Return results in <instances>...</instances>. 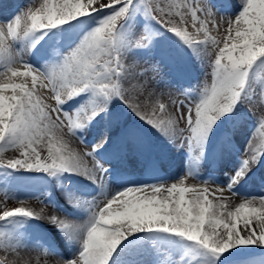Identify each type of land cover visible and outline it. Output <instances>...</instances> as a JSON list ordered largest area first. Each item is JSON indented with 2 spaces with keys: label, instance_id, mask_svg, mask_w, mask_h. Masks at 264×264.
Returning <instances> with one entry per match:
<instances>
[{
  "label": "snow or ice",
  "instance_id": "1",
  "mask_svg": "<svg viewBox=\"0 0 264 264\" xmlns=\"http://www.w3.org/2000/svg\"><path fill=\"white\" fill-rule=\"evenodd\" d=\"M143 3L148 15L188 47L201 49L205 61L210 60V84L204 82L200 99L188 106L186 118L183 113L179 115L185 126L178 127V120L167 115L166 105L150 90L149 79L143 72L138 74L134 66L126 65L119 50L117 33L133 0H44L39 8H29L13 21L0 25V78H3L0 81V153L5 150L20 153V158L0 162V168L44 172L51 176L75 173L94 183H102L105 170L94 154L108 142V137L104 136L83 154L74 151L70 142L75 138L83 143L77 133L101 113H106L113 98H119L140 120L191 150L206 144L216 124L244 99L246 89L251 99L253 74L255 80L264 83V0H242V11L234 19L225 21L227 34L222 40L209 32L208 23L216 25L208 0H193L191 4L183 0L181 5H169L167 13L152 0H143ZM173 7L183 11L173 14ZM104 9L114 11L102 19L60 65L47 72L25 63L23 56L13 48L17 41ZM186 14L190 15L194 33L181 27L188 23ZM201 34L203 39L199 38ZM8 37L11 42H7ZM142 42L143 37L137 46ZM17 65H22L24 70H18ZM17 79L20 82H16ZM38 87L52 93L55 106L42 102L37 95ZM145 92L148 96L142 100ZM89 94L90 98L75 112L63 110L68 101ZM261 99L264 100V89ZM182 107L184 104L180 102L178 110ZM258 125L264 132V116L258 117ZM41 145L46 146V157L41 155ZM261 155H264V136L259 146L250 139L241 168L227 187H216L220 195L213 199H209L208 183L201 182L205 185L202 188L187 186L185 180L193 179L188 174L171 184L130 187L88 205L89 216L84 222L51 216L50 223L80 246L79 254L72 260L54 258L55 264H110L121 243L137 233L170 234L188 242L192 253L212 257L238 246L264 247V197L242 199L234 210H229L223 202L227 199L223 195L225 191L236 196L232 188L255 167ZM86 158L91 160V166ZM257 199L259 207L253 206ZM18 217L43 218L24 208H16L0 214V221L15 223ZM254 220L258 231L252 226ZM0 248L14 249L15 244L0 235Z\"/></svg>",
  "mask_w": 264,
  "mask_h": 264
},
{
  "label": "bare ground",
  "instance_id": "2",
  "mask_svg": "<svg viewBox=\"0 0 264 264\" xmlns=\"http://www.w3.org/2000/svg\"><path fill=\"white\" fill-rule=\"evenodd\" d=\"M152 2L161 5L167 13L169 5H181L183 0ZM187 2L191 4L193 0ZM43 3L44 0H0L2 7H7L0 11V25L13 21L29 8H39ZM208 4L215 13L216 25L214 27L210 21L207 25L209 32L216 39L222 40L227 34L225 21L234 19L242 11V0H208ZM113 11L100 10L46 33H36L26 40L15 42L13 48L23 56L25 63L41 72H47L60 65L82 39ZM177 11L183 9L171 8L173 14ZM176 19L179 20V17ZM185 19L188 23L181 27L194 33L190 15L186 14ZM117 37L125 64L134 66L138 74L143 72L149 79L150 90L166 105L167 115L178 120V127H184L185 121L179 115L183 113L186 118L188 106L200 99L204 82L210 84V60L205 61L201 49L188 47L148 15L143 0H133ZM142 37L143 42L137 46ZM199 38L204 37L201 34ZM7 42H11V37L7 38ZM16 67L20 71L24 70L22 65ZM253 79L251 99H248L246 89L244 99L236 105L234 111L225 115L212 129L210 138L208 137L209 143L191 150L186 145L182 146L179 141L161 134L140 120L119 98H113L106 113H101L87 128L77 133L84 144L75 138L70 142L74 151L83 154L107 136L108 142L94 155L105 170L103 179L106 177L113 184H108L103 179L102 183H94L92 179L75 173L51 176L44 172L5 169L8 176L0 185V197L4 195L5 202L8 203L5 211L24 208L43 218L18 217L15 223L0 221L5 223L0 234L15 244L14 249L0 248V261L4 264H55L54 258L72 260L79 254V244L51 224L50 217L84 222L89 216L86 210L88 205L128 189L119 185L140 187L171 184L191 174L193 179L185 180L187 186L202 188L205 186L202 183H208L211 193L209 199L220 195L215 191L216 187L224 188L232 182V177L242 166L250 139L259 146L261 137L264 136L258 125V117L264 116L261 111L264 109V100L261 95L255 98L256 93L264 89V83L259 79L255 80V74ZM16 82H20L19 79ZM28 83L30 85V79ZM125 87L128 85L125 84ZM37 95L49 107L55 106L52 93L47 88L38 87ZM147 96L148 92H145L141 99ZM89 98L90 94L70 100L63 105V110L73 113ZM180 102H183L184 107L178 110ZM64 132L67 133L66 128ZM133 132L139 136H133ZM64 138L68 139L67 135ZM40 147L41 155L46 157V146ZM17 158H20V153L15 150L0 153V162L3 163ZM219 159L223 162L215 168L217 171L203 169L208 163L213 166ZM87 163L91 166L92 162L87 159ZM247 185H253L254 189L249 190ZM235 190L242 194L256 195L249 198L264 197V155L259 157L255 167L232 188V192L236 194ZM223 195L227 198L223 202L229 210H234L243 202L242 199H249L237 194L233 196L227 191ZM253 206H260L258 199ZM252 226L257 228L255 220ZM241 234H246L242 223ZM191 247L188 242L170 234L137 233L121 243L110 264H264V247L259 245L238 246L219 257L192 253Z\"/></svg>",
  "mask_w": 264,
  "mask_h": 264
},
{
  "label": "rangeland",
  "instance_id": "3",
  "mask_svg": "<svg viewBox=\"0 0 264 264\" xmlns=\"http://www.w3.org/2000/svg\"><path fill=\"white\" fill-rule=\"evenodd\" d=\"M261 93V92H260ZM259 92H258V94L256 93V95H255V98L257 99V97H259V95H261ZM132 135L133 136H139V134H137V133H135V132H133L132 133ZM212 136H214V135H212ZM209 138H210V136H209ZM208 138V139H209ZM209 143V140L207 141V144ZM161 150V149H160ZM226 152V151H225ZM183 159V158H182ZM223 162V160H221V159H219V161L217 160V161H215V163H214V165L213 166H209V163H208V165H205L204 166V168L203 169H205V171L206 170H208V171H217V169H215V168H217V166H219L221 163ZM1 170H0V185H2V183H3V181H4V179H5V177L6 176H8V174L5 172V169L4 168H0ZM104 182H106V183H108V184H113V182L112 181H110L108 178H106V177H104ZM218 186L219 185H221L220 183H216ZM120 186H125V188H130V187H132V186H130V185H119V187ZM247 188L249 189V190H253L254 189V187H253V185H247ZM234 192H236V194L239 196V197H245V198H249L251 195H253V194H242V193H240V192H238V191H234ZM253 196H256V195H253ZM6 205H8V203H6L5 202V196L4 195H1V197H0V212H2V211H5L6 210V208L5 207H7ZM4 224L5 223H0V233H2L3 232V230H4ZM10 226H12V225H10ZM9 226V227H10ZM8 227V228H9ZM1 235V234H0ZM212 258V257H211ZM212 261H214V259L212 258Z\"/></svg>",
  "mask_w": 264,
  "mask_h": 264
}]
</instances>
